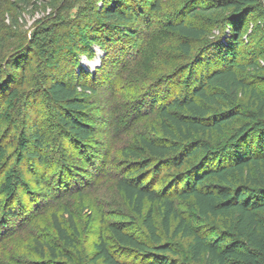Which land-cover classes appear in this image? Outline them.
<instances>
[{
	"label": "trees",
	"instance_id": "16d2710c",
	"mask_svg": "<svg viewBox=\"0 0 264 264\" xmlns=\"http://www.w3.org/2000/svg\"><path fill=\"white\" fill-rule=\"evenodd\" d=\"M108 1L107 5L104 1L102 10H94L99 13L100 19V24H94V30H103L105 36L118 31L123 23L126 27L124 35L133 38L132 24L137 17L127 9L136 10L139 0ZM148 1V23L151 22V27L158 26L160 23L153 17L164 10L165 0ZM197 2L195 6L181 7L176 13V16L182 14L179 19L175 17L167 21L169 32L179 41L180 52L186 56L200 53L192 45L193 42L208 49L215 45L222 53L229 48L222 43L226 34L231 35V49L222 53L216 63L214 61L216 67L201 70L196 84L181 88L179 93L174 91L171 97L164 99L158 111L161 136L141 135L136 149L127 148L123 152L138 168L133 175L119 177L117 188L134 217L142 220L144 232L129 231L124 221L112 222L109 225L112 238L100 235L94 245V253L79 259L78 263L72 252H79L80 231L73 215L67 213V217L65 215L62 219V216L53 214V241L43 243L39 238L33 240L35 254L41 259L62 258L73 264H264V94L237 71L251 68L264 73V62L246 63L235 59L242 47L249 19L257 13L261 15L262 24L255 25L254 31L261 33L264 41V0ZM76 3L71 1L58 10V16L40 21L42 30L37 31L30 41L31 46L41 50L51 63L55 61L54 33L48 27L54 25L53 30L62 29L64 24L71 23V19L61 18L60 14L63 9H72ZM198 15L215 16L219 33L210 38L209 30L196 25ZM90 37L87 38L88 44L86 42L89 48L94 43H109L108 38L103 39L95 31ZM139 50L130 61L139 55ZM87 52L88 48L84 53ZM79 53V50L73 53V57L77 59ZM207 57L209 54L204 57L205 60ZM22 59L21 56L16 58V72L21 69V63L18 64ZM2 74L0 71V88L4 87L6 94L2 102L9 103V109L13 108L14 114L20 112L21 115L25 107L20 88L27 81L23 77L19 86L10 87L13 79H5ZM50 80L48 85L40 86L43 100L51 109L55 129L60 130L72 149L77 151L75 146L90 143L97 133L82 115L87 109V90L91 89L71 77L63 79L52 75ZM9 121L12 123L6 133L10 140L8 147L15 144L16 137L24 145L29 140L32 145L26 149L25 155L32 161V166L40 168L48 165L50 159L46 154L52 150V145L44 124L30 126L26 119H20L29 129H26V139L25 129L18 128L16 135H12V130L17 127L15 115L9 116ZM228 131L230 134L224 143H212L214 134L225 136ZM8 147L0 146V167L8 159ZM151 166L155 167L152 169ZM174 170L185 172L174 179L170 188L154 187L161 183L164 172ZM21 173L13 174L9 182L0 183L1 199L7 197L1 188L12 191L15 185L23 183ZM42 177L45 179L47 176ZM42 177L36 179V186L42 185ZM154 181L156 183L152 185ZM176 198L193 200L197 215L203 222L200 226H192L178 210ZM5 203L9 206V218H21L22 206L12 205L11 198H6ZM157 216L161 220L160 225ZM10 230L0 239L8 238L10 233L14 237L20 231L8 233ZM176 241L186 245L184 254Z\"/></svg>",
	"mask_w": 264,
	"mask_h": 264
},
{
	"label": "rangeland",
	"instance_id": "374dc122",
	"mask_svg": "<svg viewBox=\"0 0 264 264\" xmlns=\"http://www.w3.org/2000/svg\"><path fill=\"white\" fill-rule=\"evenodd\" d=\"M71 1H77L76 5L72 9H63L60 14L61 18L71 19V23L64 24L62 29L53 30L54 25L48 27L54 33L52 45L55 61L51 63L41 50L31 46L30 41L37 31L42 30L40 21L58 16V10ZM104 1L106 5L109 2L0 0V71L5 79H13L10 87L19 86L23 77L27 81L20 88L25 107L21 115L20 112L14 114V109H9V103L6 105L2 102L6 94L4 87L0 88V110L4 107L0 112V146L8 147L10 142L6 133L11 129L9 116L12 115H15L17 126L12 130L13 136L20 128L25 129L24 136L28 138L26 129H29L20 122V119H26L30 126L35 123L44 124L52 145V150L46 154L50 159L49 164L40 168L33 167L32 161L26 158V151L32 145L29 140L24 145L16 137L15 144L7 148L8 159L0 167V183L9 182L12 175L20 171L23 183L15 185L12 191L1 188L7 193V197L0 198V237L9 229L8 233L20 231L14 237L10 233L8 238L5 236L0 239V264H73L62 258L41 259L35 254V238L43 243L53 241V214L62 216V219L65 215L67 217V213L73 215L80 231L79 252H72L78 263L79 259L94 253V245L100 235L112 238L109 231L112 222L124 221L129 231L144 232L142 220L134 217L128 202L117 188L119 177L133 175L138 168L123 152L127 148L136 149L141 135L161 136L158 111L164 99L171 97L174 91L179 93L181 88L196 84L201 70L214 68V65L216 67L214 61L216 63L220 55L231 49V35L226 34L222 43L229 48L223 50V54L215 45L208 49L193 42L192 45L200 53L186 56L180 52L179 41L169 32L167 21L175 17L179 19L182 15L176 16L179 9L188 5L195 6L197 0H165L164 10L153 17L160 23L154 27H151V22L148 23L150 19L147 20L150 1L139 0L136 10L127 9L137 17L132 24L133 38L124 35L126 27L123 23L118 27L120 29L115 28L118 31L105 36L102 34L103 30H94V24H100L99 13L94 10H102L105 7ZM260 16L257 13L249 19L242 47L236 54L238 62H264L262 34L254 31L255 25L262 24ZM198 17L196 25L209 30L210 38L219 33L215 16ZM45 29L46 27L43 28ZM94 31L103 39L108 38L109 43H94L91 48L87 47L88 39ZM87 48L89 52L84 53ZM140 48L142 49L139 50ZM78 50L81 53L75 59L73 53ZM138 50L139 59L135 57L130 61ZM208 54L209 57L205 60L204 57ZM20 56L23 57L18 64L21 63V69L16 72V58ZM127 60L128 63L123 64ZM237 71L264 94L263 72L251 68ZM52 75H59L63 79L74 78V81H81L89 85L90 88L87 89H91L87 90V109L82 115L85 117L84 121L95 127L97 133L90 143L75 146L77 151L72 149L62 132L55 129L51 109L43 100L41 87L50 83ZM229 134L230 131L225 136L214 134L212 143H224ZM153 167L155 166H151L152 169ZM183 172H164L161 183L155 184V180L152 185L155 184L154 187L158 189L170 188L174 179ZM43 175L47 177L43 179ZM40 177L43 179L42 185L36 186V179ZM6 198H11L12 205L23 207L21 218L13 220L7 216L9 206L4 204ZM176 203L178 210L188 218L192 226L203 223L197 215L193 200L176 198ZM160 221L157 216L159 225ZM176 244L184 254L186 245L181 241H176Z\"/></svg>",
	"mask_w": 264,
	"mask_h": 264
}]
</instances>
